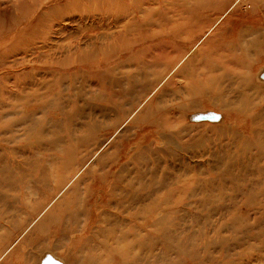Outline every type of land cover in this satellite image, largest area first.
<instances>
[{
	"label": "rangeland",
	"instance_id": "1",
	"mask_svg": "<svg viewBox=\"0 0 264 264\" xmlns=\"http://www.w3.org/2000/svg\"><path fill=\"white\" fill-rule=\"evenodd\" d=\"M14 1L0 0V26L5 29L22 25L21 17L33 11V1L18 0L17 7ZM68 2L59 18L20 42V54L11 45L0 56V100L4 101L0 119L13 129L2 133L0 142L14 152L27 177L11 186L0 185V250L15 241L58 188L96 154L0 264H66L65 248L55 247L54 240L44 235L53 224L47 216L53 213L58 218L64 209H83L85 188L96 186L95 179L104 178L103 174L109 176L113 196L110 204L99 208L103 216L94 231L100 239L112 228L111 222L124 215L125 207L135 210L129 207L135 190L129 189L145 186L149 188L143 192L148 194L146 202L152 192L162 200L160 232L155 237V227L146 224L141 264H194L192 254L202 240L191 236L200 231L199 238L206 234L213 241L221 222L227 223L219 232L222 242L208 249L199 247L198 264H264V193L260 190L264 160L255 163L252 146L251 151H242L241 128L233 131L234 119H222L223 111L233 107L232 95L227 97L228 107L220 109L212 104L214 94H186L192 79L236 88L241 77L238 81L251 80L254 89L248 92L264 106L260 90L264 88V0H159L141 19L136 18L140 22L129 33L141 43L133 44L124 58L117 59V54L111 58L110 69L56 67V62L64 63L88 47L84 37L88 29L107 31L101 28L106 21L80 17H90L96 6L102 13L107 5L95 0ZM181 13L189 23L177 28L176 14ZM50 27L55 32L46 34ZM173 30L180 37L168 33ZM155 34L161 37L154 38ZM70 41H76L78 48L57 52L59 44ZM231 42L239 46L231 48ZM53 49L51 56L48 51ZM196 72L203 77H191ZM201 115L209 117L200 119ZM40 134L48 145L41 144ZM71 153L75 162L67 164ZM220 178L224 192L214 186L213 191L203 188L208 181L217 185ZM188 180L196 181L199 189L175 193L173 209H168L164 205L168 186L181 187ZM247 217L249 223L244 224ZM230 218L237 220L233 225L238 231ZM179 240L185 241L186 254L174 252Z\"/></svg>",
	"mask_w": 264,
	"mask_h": 264
},
{
	"label": "bare ground",
	"instance_id": "2",
	"mask_svg": "<svg viewBox=\"0 0 264 264\" xmlns=\"http://www.w3.org/2000/svg\"><path fill=\"white\" fill-rule=\"evenodd\" d=\"M21 1H14V6L17 7L18 5L15 4ZM31 1H33L32 13L30 15L22 16L20 19L21 22H19L22 23V25H25L23 28L20 29V26L22 25L19 26L17 23H15V25L17 24L15 27L16 29L14 28L16 31L11 28L5 29L4 27L0 26V39H2L0 40V47H2L0 56L1 53H7L8 51H5L4 49H7L11 45L14 46V50L12 51L16 50L17 53L20 54V45H22V43L20 42L24 38H32L34 33L38 32L39 28H43L47 21L50 20L51 22L54 21L53 18H59V12L62 13L71 4V2H68V0ZM95 2H97L98 4L101 3L105 6L107 5L108 8H105L102 13H99V9L96 6L93 7L94 12L93 14H90V17L89 15L84 14H82L80 17L83 19L85 17V19L92 18V21L98 17V20L106 21L101 26V28L107 31L98 32L96 31L97 28L88 29L84 34V37H86L90 42L88 47L83 51L75 52V54L68 56L67 59L65 58L66 61L64 63H62V60L56 62V67L75 68L81 65L82 67L88 66L96 69H99L101 67H108L110 69L112 65L111 58L114 59L115 55L117 54V59H122L124 58V55L131 50L133 44L136 46L141 43L140 39H138L137 36L133 39L130 38L129 33L136 29L137 23L140 22V19L142 18V14L146 15V12L149 8L153 7L156 4H159V0H95ZM54 9H57L58 12ZM176 15L178 16L176 22L179 23L177 25V28H184L189 23V20H186L187 17L183 16L184 13ZM138 17H140V19L136 22V18ZM175 31H168V33L173 34L175 37H180L176 33L177 31ZM51 32L55 31H53V28L50 27L46 34H49ZM12 33H15V35L12 36ZM160 34H155L154 38H159V36L161 37ZM6 35H9V37L7 38ZM237 36L238 34L236 35V37ZM130 40L132 41V43H130ZM24 41H27V39H25ZM98 41H100V44L98 43ZM44 43H46V41ZM236 45L239 46V42L230 43L231 48L235 47ZM75 48H78L76 41H70L67 42V45L59 44V47H57V52L64 50L71 52V50ZM25 51L30 50H28L27 48L25 49ZM50 52V55L52 56L55 54L56 50L53 49L48 51V53ZM13 53L14 52H12L11 54ZM172 71L173 70H171L170 73ZM170 73L168 74V76L170 75ZM201 74L202 73L197 72L192 73L191 77L199 76L200 78ZM203 75L201 77H203ZM240 79L241 77L236 80V84H239L236 88L233 85L224 87L223 85L221 86V84H217V82L207 81V84L205 83L206 81H200L199 79V82H196L195 79H192L191 85H189V83L187 85L186 94L192 97L199 94L207 96V93L211 97V95L214 94V96L212 97V104L220 109L228 107L229 101H227V97H229V95H232L231 98L233 99H231L232 101L229 104L233 103V107L227 109L226 112L223 111L222 119H227V116H230V120L234 119V121L231 122L232 124L230 126L232 130L234 131L237 128H241L242 137H239V140L236 139L238 140V146L240 147L241 145L240 149L242 151L247 149L251 151L252 146L256 151L255 154H257V156L252 154V158L256 159V163V161L258 162L259 159L264 160V106L261 105L263 104L262 102L256 103V99H254L255 97L253 98V95L249 94V92L254 89V87H250L251 80L249 79V81H247L244 79L241 82L238 81ZM204 84H207V88L204 86ZM260 90L264 91V88H260ZM223 96L225 97L224 99L222 98ZM0 103L2 104L4 103V101L0 100ZM166 122L170 124L168 121ZM161 128L165 130L163 127ZM12 130V127L4 124L0 119V135H2L4 131L12 132ZM225 130H228V127H225ZM37 137L41 141V144L46 143V145H48V139H42V134L38 135ZM1 145L2 143L0 142V185L11 186L17 181H23L24 179L26 180L27 177L25 172L18 167L21 162H19L18 158L15 157L14 152L10 149V147L8 148L5 145ZM20 146L22 147V145ZM25 149L29 151L30 147L27 145ZM95 154L96 153H94L78 170H75L73 172V176L69 180H67V182H65L61 186L59 184L60 187L57 190L58 193L54 196V198H52V200L48 204H46V206L41 209L40 212L37 210L38 212L36 216L29 222V224L26 225L25 229L21 231V234L18 235L15 241L9 244L6 248L0 250V259L15 246L16 242L21 238L22 235L41 218V216L51 206L52 202L67 189V187L73 182V180L80 174L81 170H83V168L91 160H93ZM72 155L73 154L71 153V156ZM71 156L67 164L75 162V154L72 157ZM249 159H251V155L249 156ZM26 160L30 161L32 159L26 158ZM262 174L264 175V172H262ZM103 176L104 178H101V176L99 175L97 176L98 178L95 179L97 188L95 185L94 187L88 186L87 189L85 188L86 198L83 200V202L86 204V206H83V209H64L62 211V214L59 215L58 218H54L53 213H49L47 218L49 219V221H52L53 224L48 226L47 232H45L44 235L49 240H54L53 244L55 247L65 248V258L67 259L66 264H141L140 261L143 256L142 252L146 244L145 237L147 236L146 234H148L145 233L146 224H150L152 227H155V229H153L155 237L156 234H159L160 232L159 228L157 227H159L162 218H160L158 209L162 207V200L157 197L156 192H152L150 195L151 198H149L150 200L148 199L149 202H146L144 198L148 194L143 192H147L149 188H146L145 186L144 190H136V187L129 189V191L135 190L131 195L129 201L130 209L134 208L135 210L127 211V207H125V212H123L124 215L120 216L118 221H112V228L110 229V227H108L105 230V233H102L103 239H100L101 234L98 235L94 231V228L99 224L100 218L103 216L102 209L99 208H104L108 204H110V195L113 196L109 176L106 174H103ZM262 181L264 183V176H262ZM206 184L207 183H205V186H203L205 190L207 188L213 191L214 186L220 193L225 191V182L222 178L219 179L217 185L209 181L208 185ZM176 185H174L173 187L168 186L170 191L166 190V196L168 199L164 202V205H166L168 209H173L172 199L175 193H182L188 187L193 190L197 185V182L194 180H188L182 183L181 187L178 186L177 183ZM197 189H199V187H196L195 191ZM260 190L264 193V185H260ZM135 192L137 193L135 194ZM0 217H2V215H0ZM146 219L150 221V223L146 222ZM234 219L235 218H230V220H232L231 225H233L234 222H236L235 224L238 223L237 220ZM248 219V217L246 219H243L244 224L249 223ZM235 224L233 225V229L235 231H238L239 228ZM70 225L73 228H70ZM226 226V222H221L219 224L217 229L218 234L215 233L213 241H211L212 239H210V237L208 238V235L206 234L199 238L201 236L199 234L200 231L198 233H193L191 238L198 241L199 239L202 240L201 244L195 245V250L193 252L194 254H192L194 264H198L197 258L199 247L208 249L209 247L220 244L222 242L219 232L224 227L226 228ZM79 227L81 229L80 231L78 230ZM2 228L3 225L1 224L0 230H2ZM246 232L247 231H245V234ZM168 237L173 238L174 235L168 234ZM174 238L177 237L175 236ZM183 244H185V241L183 240H179L177 243H174L173 250L177 255H179L180 253L186 254L187 250ZM51 255L53 256V254ZM55 257L58 258L57 256ZM110 257L115 258L114 260H111ZM173 264H179V261H175Z\"/></svg>",
	"mask_w": 264,
	"mask_h": 264
},
{
	"label": "water",
	"instance_id": "3",
	"mask_svg": "<svg viewBox=\"0 0 264 264\" xmlns=\"http://www.w3.org/2000/svg\"><path fill=\"white\" fill-rule=\"evenodd\" d=\"M208 117H209L208 115H201L200 119H208Z\"/></svg>",
	"mask_w": 264,
	"mask_h": 264
}]
</instances>
